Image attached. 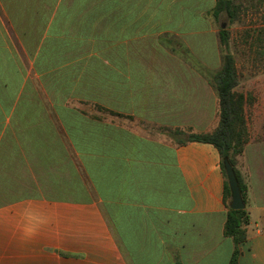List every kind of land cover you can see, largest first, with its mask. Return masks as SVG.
<instances>
[{"label": "crops", "instance_id": "1", "mask_svg": "<svg viewBox=\"0 0 264 264\" xmlns=\"http://www.w3.org/2000/svg\"><path fill=\"white\" fill-rule=\"evenodd\" d=\"M215 2L0 0V264H228L220 154L169 134L219 123L222 64L187 59L220 47ZM258 79L236 86L249 133L238 264H264Z\"/></svg>", "mask_w": 264, "mask_h": 264}, {"label": "trees", "instance_id": "2", "mask_svg": "<svg viewBox=\"0 0 264 264\" xmlns=\"http://www.w3.org/2000/svg\"><path fill=\"white\" fill-rule=\"evenodd\" d=\"M215 6L211 11L214 18L224 13L229 22H235L240 18L243 6L235 3V0H215ZM250 7L264 11V0H252ZM220 45L223 47V58L221 68L212 75V85L217 92L219 100V123L212 132L194 133L179 129L169 131L173 139L179 142L199 141L214 145L221 158V169L224 176V204L226 208L223 226L224 236L232 238L234 249L228 264H238V245L245 241V225L249 222V214L245 207L243 209H231L229 207L230 188L224 171V160L231 164L244 203L246 202L247 185L236 169V157L243 151L248 141L249 133L245 116V103L247 98L244 92L236 90L239 83V73L235 58L229 51V32L227 28H221L218 32ZM100 108V106H97ZM185 136L181 139L179 136ZM175 264H181L175 262Z\"/></svg>", "mask_w": 264, "mask_h": 264}, {"label": "rangeland", "instance_id": "3", "mask_svg": "<svg viewBox=\"0 0 264 264\" xmlns=\"http://www.w3.org/2000/svg\"><path fill=\"white\" fill-rule=\"evenodd\" d=\"M166 2H172V12H180L182 0H166ZM251 2L252 0H235V3L243 6L239 13L240 18L235 22H229L226 15H222L220 19L214 20L213 25L217 34L223 24L224 28H227L229 32L228 48L235 58L239 76L245 74L262 80L264 78V11L250 7ZM177 23L179 21H175L173 24ZM206 50L211 51L212 47L208 46ZM223 54V47L220 45L218 50L213 53L187 54V59L205 60L221 65ZM181 55L186 56V54ZM210 76L212 77V74ZM250 88H256V86Z\"/></svg>", "mask_w": 264, "mask_h": 264}, {"label": "water", "instance_id": "4", "mask_svg": "<svg viewBox=\"0 0 264 264\" xmlns=\"http://www.w3.org/2000/svg\"><path fill=\"white\" fill-rule=\"evenodd\" d=\"M224 26L225 25L223 24L222 28H224ZM224 171L231 192L229 207L231 209H243L245 207V203L242 199L233 168L228 160H224Z\"/></svg>", "mask_w": 264, "mask_h": 264}]
</instances>
